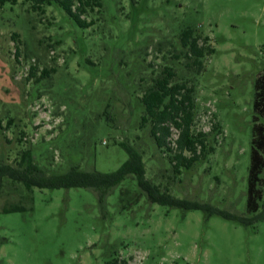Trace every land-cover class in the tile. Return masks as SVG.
I'll use <instances>...</instances> for the list:
<instances>
[{"label": "rangeland", "instance_id": "rangeland-1", "mask_svg": "<svg viewBox=\"0 0 264 264\" xmlns=\"http://www.w3.org/2000/svg\"><path fill=\"white\" fill-rule=\"evenodd\" d=\"M80 27L60 7L0 6V162L25 150L53 172H111L143 153L147 177L176 197L247 212L255 80L264 72V0H102ZM215 48L187 66L180 31ZM193 87L195 135L206 155L175 172L141 97L165 68ZM49 74L42 77L43 71ZM216 127V128H215ZM186 156L191 153L186 151ZM264 178V173L262 174ZM129 193L121 199V191ZM21 204L23 211L4 212ZM264 213V198L259 211ZM0 264H264V219L253 225L152 203L127 178L102 204L92 188H38L3 179Z\"/></svg>", "mask_w": 264, "mask_h": 264}, {"label": "trees", "instance_id": "trees-1", "mask_svg": "<svg viewBox=\"0 0 264 264\" xmlns=\"http://www.w3.org/2000/svg\"><path fill=\"white\" fill-rule=\"evenodd\" d=\"M19 0H0V6L6 3L17 4ZM29 2L33 11L45 12L47 6L56 5L60 7L80 27L88 28L94 24L93 20L84 17L89 11L103 6L102 0H25ZM202 36L192 26L183 28L178 40L180 46L185 50L184 56L189 59L187 66H195L201 70L204 59L215 52V48L207 43H201ZM49 74L44 70L42 77ZM175 73L165 68L162 74L147 87L141 101L144 106L145 115L143 122L151 120V135L160 148L172 151L169 137L172 126L178 131L175 140V153L171 162L175 161V172L180 173L181 167L190 168L202 156L206 155L205 133L195 135L192 131L194 121V98L193 87L186 83H172ZM253 129L251 164L248 180L247 212L249 215H236L228 211L214 207L208 203L197 200L182 199L169 192V188L162 190L159 184L153 183L147 177L144 156L135 146L121 142L120 145L128 153V159L116 170L102 172L98 170L87 171L79 166H71L66 172H53L38 165L35 162V153L25 150L20 159L15 163L0 162V192L3 187V179L8 178L13 182L22 183L28 191L38 188H92L98 193L99 200L105 203L107 196L113 189L123 183L127 178L134 179L148 200L183 210H203L207 217L214 214L221 215L226 219L235 220L244 225H253L263 214H256L260 209V202L264 198V72L255 80V99L253 104ZM216 128V127H215ZM188 151L190 156L184 153ZM128 190L121 191V199L128 194ZM4 212H17L25 210L21 204H10L4 206Z\"/></svg>", "mask_w": 264, "mask_h": 264}]
</instances>
